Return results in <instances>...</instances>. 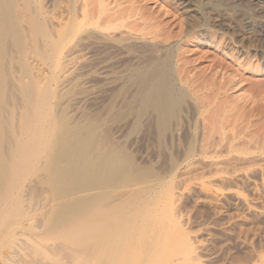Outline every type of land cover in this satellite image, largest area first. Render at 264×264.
<instances>
[{"label": "bare ground", "instance_id": "bare-ground-1", "mask_svg": "<svg viewBox=\"0 0 264 264\" xmlns=\"http://www.w3.org/2000/svg\"><path fill=\"white\" fill-rule=\"evenodd\" d=\"M53 2L54 7H50L54 14L49 10L52 16L47 0H0V264H192L195 251L188 237L182 234L180 238L179 234L178 243L174 241L178 232L174 235L175 230L172 233L168 225L172 216L167 217L164 191L159 187L162 181L157 183L154 170L138 168L124 148L112 147L108 138L102 136L105 122L101 118L102 121L91 122L93 118L88 115L89 123H72L57 106L59 103H54L59 98L52 80L46 79L43 72H34L30 62L35 56L45 64L54 63L51 66L57 71L63 61L64 45L69 46L80 31L86 33L88 40L99 34L109 39L112 33L123 29L131 8L128 14L120 8H109L112 5L104 0H99L98 8L92 0ZM218 4L214 7L220 13L218 7L222 3ZM59 9L63 10L60 14ZM194 9L200 22L189 21L185 36L198 40L210 35L213 28L210 18ZM130 27L127 29L132 35L135 26ZM166 37L167 43L174 38ZM186 50L176 42L164 49L157 46L141 54L143 59L137 57L143 63L132 68L133 61L132 69L129 68L127 87L136 93H132L137 117L134 127L139 129L144 119L151 118L152 131L159 142L178 124L176 121L190 103L191 107L196 106L193 113L208 122L215 121L213 117L208 119L203 106L198 107L201 97L189 93L194 84L185 69L190 64ZM182 60L184 68L180 66ZM220 65L216 61L212 70ZM129 103L132 106L133 101ZM117 112L113 114L116 116ZM224 117L228 118L226 114ZM218 121L215 124L220 125ZM190 147L191 152H197ZM20 237L28 244L26 256L22 254L25 258L7 255L5 250Z\"/></svg>", "mask_w": 264, "mask_h": 264}, {"label": "rangeland", "instance_id": "rangeland-1", "mask_svg": "<svg viewBox=\"0 0 264 264\" xmlns=\"http://www.w3.org/2000/svg\"><path fill=\"white\" fill-rule=\"evenodd\" d=\"M53 1L47 0V9L52 16ZM104 1L112 5L109 6L111 9L120 8L128 13L131 8L129 19L122 25L128 24V28L133 24L130 27L135 26L132 35L124 26L111 34L109 39L114 41L117 38L111 42L100 34L88 40L86 33L80 31L69 46L64 45L63 61L57 71L53 68L54 63L45 64L34 56L30 58L34 72H43L46 79L52 80L59 98L54 103H59L57 106L66 112L72 123L85 125L90 121L86 118L88 115L93 118L91 122L103 120L102 136L108 138L112 147L124 148L136 160L138 168L154 170L157 183L162 181L159 187L164 191L167 217L172 216L168 225L171 231L173 229L172 233L175 230L174 235L178 232L174 241L178 243L182 234L188 237L191 249L195 251L192 257L196 259L192 264H264V0ZM92 2L94 6L99 4V0ZM218 3H222L221 8L226 6L225 10L220 8L221 5L218 7L220 13L214 7ZM193 9L212 21V33L198 40L185 36L189 21L200 22L198 12L193 13ZM61 11L58 10L59 14ZM161 35L174 38L167 43V37ZM156 36L157 39L153 38ZM175 42L189 51L185 56L190 64L183 65L184 60L180 64L181 68L186 66L187 77L194 84L188 92L196 94V98L201 97L198 107L203 106L208 119L213 117L215 121L208 122L200 114L193 113L196 106L193 108L190 103V108L185 106V113L182 112V118L176 121L178 124H172L174 130L171 129L159 142L156 132L152 131L151 118L149 121L144 119L139 129L134 127L137 117L132 93L135 90L127 87V75L136 63H143L137 57L145 55L144 52L157 46L164 49ZM216 61L221 67L212 70ZM225 114L228 118L224 117ZM216 120L220 123H216L217 127ZM190 143L196 147H190ZM188 147L195 148L196 154ZM26 244V240L20 237L5 253L25 258L22 254L26 256Z\"/></svg>", "mask_w": 264, "mask_h": 264}]
</instances>
